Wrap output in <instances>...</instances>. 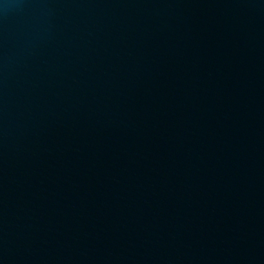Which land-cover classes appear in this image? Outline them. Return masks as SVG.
<instances>
[{"label":"water","instance_id":"water-1","mask_svg":"<svg viewBox=\"0 0 264 264\" xmlns=\"http://www.w3.org/2000/svg\"><path fill=\"white\" fill-rule=\"evenodd\" d=\"M264 217V0H0V264H218Z\"/></svg>","mask_w":264,"mask_h":264}]
</instances>
